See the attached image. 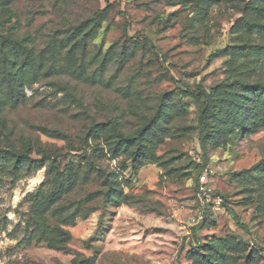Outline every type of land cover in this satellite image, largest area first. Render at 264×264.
Returning <instances> with one entry per match:
<instances>
[{
	"label": "rangeland",
	"instance_id": "374dc122",
	"mask_svg": "<svg viewBox=\"0 0 264 264\" xmlns=\"http://www.w3.org/2000/svg\"><path fill=\"white\" fill-rule=\"evenodd\" d=\"M255 48L264 0H0V264H264Z\"/></svg>",
	"mask_w": 264,
	"mask_h": 264
},
{
	"label": "trees",
	"instance_id": "16d2710c",
	"mask_svg": "<svg viewBox=\"0 0 264 264\" xmlns=\"http://www.w3.org/2000/svg\"><path fill=\"white\" fill-rule=\"evenodd\" d=\"M260 33L263 30L262 28L259 29ZM2 52L6 53L14 62L13 66V74H12V84L18 90H24L25 88H29L36 83V74L32 65V59L30 56H27L23 59L22 54L15 46L12 41H6L1 44ZM250 65L257 66L264 62V52L259 49L255 48L251 54L248 55ZM238 89L239 85H232ZM260 93L264 95V92H260V90L255 91V97L250 100V119L255 124H264V103L261 100ZM194 98H203L204 104L201 109L200 113V140L205 149L207 146L208 138L212 131H215L216 126L211 124V120L215 116L218 101L213 93H208L203 88L199 87L196 91L189 93ZM132 140H124L123 144L127 147H130ZM29 158L24 156L23 154H12L9 151L7 152H0V174L5 173L6 167L8 166L9 162H14L13 172L14 178L20 179L21 172L24 170V167L27 165ZM31 165L33 161H30ZM31 169V167H30Z\"/></svg>",
	"mask_w": 264,
	"mask_h": 264
},
{
	"label": "built area",
	"instance_id": "2783aa9c",
	"mask_svg": "<svg viewBox=\"0 0 264 264\" xmlns=\"http://www.w3.org/2000/svg\"><path fill=\"white\" fill-rule=\"evenodd\" d=\"M201 180H202V182H204V181L206 180V176H203V177L201 178Z\"/></svg>",
	"mask_w": 264,
	"mask_h": 264
}]
</instances>
